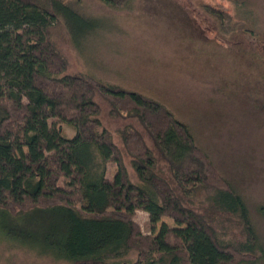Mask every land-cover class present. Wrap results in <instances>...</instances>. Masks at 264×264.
Wrapping results in <instances>:
<instances>
[{
  "label": "trees",
  "instance_id": "1",
  "mask_svg": "<svg viewBox=\"0 0 264 264\" xmlns=\"http://www.w3.org/2000/svg\"><path fill=\"white\" fill-rule=\"evenodd\" d=\"M203 7L220 30L236 29L225 12ZM58 24L93 21L63 0H0V210L41 218L45 253L64 264L262 263L248 206L190 127L154 98L67 73L51 35ZM96 95L139 127L119 132L121 147ZM137 211L155 235L140 231ZM164 218L174 226L156 230Z\"/></svg>",
  "mask_w": 264,
  "mask_h": 264
},
{
  "label": "rangeland",
  "instance_id": "2",
  "mask_svg": "<svg viewBox=\"0 0 264 264\" xmlns=\"http://www.w3.org/2000/svg\"><path fill=\"white\" fill-rule=\"evenodd\" d=\"M63 1L93 21L88 28H53L67 73H88L170 109L242 196L264 245V0H128L116 8L102 0ZM203 6L225 12L236 29L220 30ZM95 101L121 147L119 132L126 125L139 130L137 123L112 115L104 97ZM124 164L136 181L128 158ZM115 171L108 164L106 177ZM134 220L144 235L156 234L146 213L137 211ZM162 223L174 226L164 218L156 230ZM41 224L37 216L18 219L0 210V264H64L45 253Z\"/></svg>",
  "mask_w": 264,
  "mask_h": 264
}]
</instances>
